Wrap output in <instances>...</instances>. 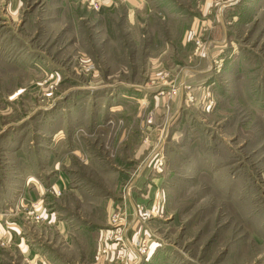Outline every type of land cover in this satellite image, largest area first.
Instances as JSON below:
<instances>
[{
  "label": "rangeland",
  "instance_id": "374dc122",
  "mask_svg": "<svg viewBox=\"0 0 264 264\" xmlns=\"http://www.w3.org/2000/svg\"><path fill=\"white\" fill-rule=\"evenodd\" d=\"M95 1L0 0V264H264V0Z\"/></svg>",
  "mask_w": 264,
  "mask_h": 264
},
{
  "label": "crops",
  "instance_id": "0c3cea01",
  "mask_svg": "<svg viewBox=\"0 0 264 264\" xmlns=\"http://www.w3.org/2000/svg\"><path fill=\"white\" fill-rule=\"evenodd\" d=\"M104 7L106 9H116L117 7H123L125 9V13L127 16V19L129 22H127L129 24V26H131L132 28H136V30H140V29H144V28H148L149 27V23L151 22V20L149 18H151L152 16V12L154 6L152 5L151 0H101ZM228 3H231L232 0H227ZM212 5V0H203L201 3V7L203 9H205V11H208V8L210 9ZM231 5V4H229ZM228 5H224L223 8H227ZM145 16L147 19L149 20H140L139 18ZM210 21L207 20H202V21H198L196 22L197 24L196 27L191 28L193 33H194V37L195 35H198L200 37V33L202 34V32L207 31V27H210L209 24ZM145 34V33H144ZM154 36V37H153ZM153 39H156V33L153 34ZM189 37L186 38V40ZM152 43H155L153 40H151ZM208 55V54H207ZM41 193V191H40ZM29 201V200H27ZM135 202V201H134ZM137 202V201H136ZM131 203V207L132 208H136L132 202ZM135 211V214L132 215L134 217V219L136 220V224L142 223V218L138 213L136 212V209H133ZM131 212V211H130ZM17 214V213H16ZM14 214V215H16ZM43 219L48 222V224H56V216L55 213H52L50 215H47L43 217ZM133 219V218H132ZM13 222L9 223V222H5L3 223L2 220L0 219V245L1 242L3 243L4 247H13V248H17L20 250V252L23 253L24 257H29V258H33V256L35 257L34 251L30 250V247H28L29 245H27L25 239L22 237L23 235V227L18 225L16 220H13ZM31 263V262H30Z\"/></svg>",
  "mask_w": 264,
  "mask_h": 264
},
{
  "label": "built area",
  "instance_id": "2783aa9c",
  "mask_svg": "<svg viewBox=\"0 0 264 264\" xmlns=\"http://www.w3.org/2000/svg\"><path fill=\"white\" fill-rule=\"evenodd\" d=\"M91 5H93L94 7L98 8V5L96 4V1L95 0H91ZM37 219H39V218H37Z\"/></svg>",
  "mask_w": 264,
  "mask_h": 264
}]
</instances>
